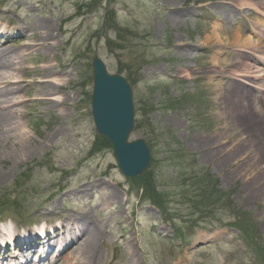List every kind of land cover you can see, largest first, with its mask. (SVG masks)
I'll use <instances>...</instances> for the list:
<instances>
[{
  "label": "rangeland",
  "instance_id": "1",
  "mask_svg": "<svg viewBox=\"0 0 264 264\" xmlns=\"http://www.w3.org/2000/svg\"><path fill=\"white\" fill-rule=\"evenodd\" d=\"M90 2L0 0L1 25L12 30L45 21L51 37L48 47L26 57L24 72L15 71L25 79L15 95L26 103L16 106L13 130L0 133V241L9 229L16 231L10 222L17 230L22 221L36 229L41 220L54 226L87 216L103 235L95 241L98 258L85 264H264V150L227 107L234 79L242 85L245 78L234 76L223 55L234 52L232 64L241 55V44L230 43L236 33L263 50L264 36L252 38L246 26L260 20L253 8L258 3L262 9L264 0ZM213 28L222 41L228 38L225 46L206 42ZM25 33L5 48L27 41ZM95 55L132 88L129 141L144 140L151 153L150 168L140 177L124 178L111 145L104 147L96 136L90 108ZM46 63L57 71L51 79L63 85L54 94L66 100L63 105L31 100L42 96L39 88L29 90V82ZM248 63L257 69L255 60ZM250 83L254 113L264 123V91L255 89L264 80ZM150 182L155 195L167 196L172 217L162 216L153 193L143 189ZM187 193L201 200L184 203ZM222 218L239 228L251 223L249 242L234 229L216 227ZM197 219L194 228L184 224ZM178 227L183 239L174 232ZM71 249L41 264H80Z\"/></svg>",
  "mask_w": 264,
  "mask_h": 264
},
{
  "label": "bare ground",
  "instance_id": "2",
  "mask_svg": "<svg viewBox=\"0 0 264 264\" xmlns=\"http://www.w3.org/2000/svg\"><path fill=\"white\" fill-rule=\"evenodd\" d=\"M167 2H170L171 4H176L180 0H165ZM251 6V5H250ZM258 7V3L255 5ZM261 10V9H260ZM7 23V22H6ZM264 27V25H263ZM7 28L6 25L4 26L0 24V133L7 132V130H13L14 125V118L20 111L17 109V105L26 103V100L19 101L16 97L15 93H17L20 90V84L24 82L25 79L22 77H19L15 71H25L23 67V61L26 60V57L33 53L38 52L41 49H45L48 47V41L51 39L50 35L48 34V30L50 26L45 21H40L39 23L31 26H27L25 33L23 28H15V30L11 31L9 28ZM216 28H213L214 31L211 32V36L206 39V42L209 41V39H214V41H217L219 44H222L225 46L229 41L228 38L226 40L222 41L219 37L218 32L215 30ZM249 32L252 33L253 26H249ZM25 33V36L28 38L27 41L19 42V45L17 48H12L11 50L8 48H5V44L9 42L7 45L13 46L12 44L16 43L12 38L15 35H22ZM221 42V43H220ZM230 43H236L241 44V46L238 47V50L241 52L240 56H237L234 58L235 62L232 64V60L228 57L234 54V52L229 51L223 53L225 59V64L229 65V67L234 68V76L245 78L242 85L239 84V80L234 79V86L230 87L229 93L225 95L226 98H228L227 107L231 106L232 110H234V116L238 119L240 122L242 131L249 134L248 136L252 137L255 142L260 145L261 149L264 150V123L263 118L260 116H257L258 114H255L254 111L257 109V105H253L255 97L252 95V93H249L246 86L253 87L252 83H250V80H257L259 78L264 77V73L258 71L255 69L253 71L250 67V65H246L248 63L249 57H246L245 55L249 54L246 53L243 48H245V45H247V48L255 54H259L256 42H253L249 37L241 38L238 33L234 34L233 40L230 41ZM241 49V50H239ZM261 52L264 54V48ZM188 50V49H186ZM254 55V54H253ZM252 58V57H251ZM253 59V58H252ZM212 64L216 65L215 68L219 67L218 65L221 64L219 62V58L214 57L212 59ZM264 65V63H263ZM36 78L31 80L29 82V90H34V87L39 88L40 92L42 93L38 95L36 94V97L31 99L35 100L37 102H43L45 105H63V103L66 101L65 99H59L57 97V94L62 89V84L59 83V79L52 80L53 76L57 73V71H54L53 69L48 66V63L42 66L41 69H38V71H34ZM60 71H58L59 73ZM63 72V71H62ZM220 76V73H219ZM188 77L187 75L185 76ZM220 77L221 79L228 78L227 74L223 73ZM223 81V80H222ZM221 81V82H222ZM250 83V84H249ZM252 84V85H251ZM222 86V84H218ZM261 88V87H260ZM257 89V88H255ZM220 94V93H219ZM218 94V95H219ZM30 99V98H29ZM259 104H261L264 107V100L259 99ZM257 112V111H256ZM259 113V112H258ZM23 113H21L22 115ZM20 115V114H19ZM10 127V128H8ZM24 143V142H22ZM25 147V146H24ZM27 148V147H25ZM82 191H85L82 190ZM72 222L67 221L64 225H62L55 233L60 234V240L57 241V246L59 243H62L65 246V249H71L70 254L74 252H78L80 255V264L85 263H91L95 261L98 257L96 255V248L95 241L97 239H100L103 235V231L101 229V226L98 223L92 222L89 217H83L80 219H77V221ZM10 224V223H9ZM6 229V226L2 228V231ZM8 229V228H7ZM73 237H69L70 232L73 231ZM60 232H63L62 234ZM65 233V236H64ZM29 236H26L23 238V242L19 246H26V251L30 254L31 248L33 246V239L32 236H36L35 233L31 232L28 234ZM7 242L5 241V246L12 245L11 243L18 242L19 238L15 234L13 236V231L9 229L8 231V237L6 238ZM27 239V240H25ZM46 240L48 242L52 241V237L49 234H46ZM20 241V240H19ZM9 243V244H8ZM51 245V244H50ZM75 246L74 249L72 246ZM2 246V245H1ZM60 246V245H59ZM11 264H14L11 261ZM18 264V263H17ZM135 264V263H134Z\"/></svg>",
  "mask_w": 264,
  "mask_h": 264
},
{
  "label": "water",
  "instance_id": "3",
  "mask_svg": "<svg viewBox=\"0 0 264 264\" xmlns=\"http://www.w3.org/2000/svg\"><path fill=\"white\" fill-rule=\"evenodd\" d=\"M92 67L91 109L96 132L112 144L121 173L125 177L140 176L149 168L151 156L143 140L127 142L134 119L131 89L123 78L108 75L98 58L93 59Z\"/></svg>",
  "mask_w": 264,
  "mask_h": 264
},
{
  "label": "trees",
  "instance_id": "4",
  "mask_svg": "<svg viewBox=\"0 0 264 264\" xmlns=\"http://www.w3.org/2000/svg\"><path fill=\"white\" fill-rule=\"evenodd\" d=\"M100 137V136H99ZM102 138V140H103V143H104V147L106 146V145H108V142L105 140V138H103V137H101ZM103 147V146H102ZM200 181V180H199ZM150 184V186L149 187H146V186H144V190L146 191V192H150V193H153V191H154V183L152 184V182H150L149 183ZM202 185L203 184H200V188L199 189H197V191L198 190H200V192L202 191L201 190V188H202ZM202 194H204V192L202 193ZM194 195H190L189 193H187V194H185L184 195V203L186 202L187 204L188 203H192L191 201H199V200H201V199H199V198H192ZM199 196V195H198ZM150 197H151V201H153L154 203H155V205L156 206H159V207H161L167 214H170V209H168L166 206H167V204H168V202H169V200H168V198H167V196L166 195H164V194H152V195H150ZM163 201H165V202H163ZM171 216H173V214H170ZM239 230H241V232L243 233V234H247L248 235V233L244 230V228H239V227H237Z\"/></svg>",
  "mask_w": 264,
  "mask_h": 264
}]
</instances>
